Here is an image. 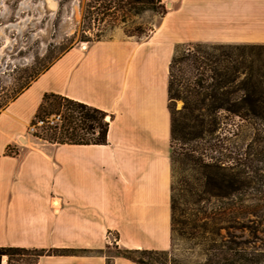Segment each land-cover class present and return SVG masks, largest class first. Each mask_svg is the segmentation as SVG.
Segmentation results:
<instances>
[{
	"label": "crops",
	"instance_id": "0c3cea01",
	"mask_svg": "<svg viewBox=\"0 0 264 264\" xmlns=\"http://www.w3.org/2000/svg\"><path fill=\"white\" fill-rule=\"evenodd\" d=\"M160 1L169 8L147 36L71 46L0 110V246L75 250L36 264H139L108 250L169 248L174 44H264V0ZM44 92L105 111L106 141L28 135Z\"/></svg>",
	"mask_w": 264,
	"mask_h": 264
},
{
	"label": "rangeland",
	"instance_id": "374dc122",
	"mask_svg": "<svg viewBox=\"0 0 264 264\" xmlns=\"http://www.w3.org/2000/svg\"><path fill=\"white\" fill-rule=\"evenodd\" d=\"M86 1L0 0V106L5 101L7 105L19 84L59 50L67 46L84 47L91 42L80 40V20ZM164 8L169 7L164 4ZM160 17L157 12L142 13L137 20L143 31L132 36H147L159 23ZM117 34L126 35L121 27H114L106 30L99 39L112 38ZM202 48L207 53L218 55L222 52L221 49ZM261 60H264V51ZM198 71L187 69L185 64H177L173 68V89L182 95L184 85L178 79L189 75L193 80ZM262 88L260 86L259 90ZM243 93L246 91L239 90L237 95ZM167 104L173 120L170 169L175 206L168 249H172L182 263L201 261L211 227L209 216L216 212V228L220 235H224L227 229L264 252V118L238 117L218 110L215 113L218 127L210 134L205 131L198 134L199 129L194 125L188 128V135L182 136V100L172 97ZM41 125L42 122L36 120L34 125H28L26 133L32 135ZM230 211L238 217L235 222L244 220L241 213H253L254 216L249 217L254 220V228L244 231L223 228L228 225L227 214ZM204 221L207 222L205 229L195 226ZM117 250L120 248L112 244L108 252ZM31 258L27 255L20 262L13 261V264L28 263ZM1 261H5V256ZM257 264H264V259Z\"/></svg>",
	"mask_w": 264,
	"mask_h": 264
},
{
	"label": "trees",
	"instance_id": "16d2710c",
	"mask_svg": "<svg viewBox=\"0 0 264 264\" xmlns=\"http://www.w3.org/2000/svg\"><path fill=\"white\" fill-rule=\"evenodd\" d=\"M157 12L162 16L166 9L160 0H88L80 20V40L95 41L103 33L114 27H121L128 36H138L143 31L138 17L146 12ZM67 46L45 64L35 68L28 77L19 84L12 101L20 92L28 87L40 73L45 71L63 52ZM202 47L221 49L220 54L205 52ZM257 49V51H254ZM264 44H210L204 42L176 43L168 65L167 97H178L182 100L181 126L182 136L188 135V128L196 126L198 134H210L218 127L215 113L224 110L238 117L264 118V60L261 54ZM200 53V55H198ZM252 56V57H251ZM254 56V57H253ZM255 61H257L255 63ZM177 64H185L187 69H199L198 75L191 80L189 75L181 77L178 82L184 85V93L173 89V68ZM257 74L258 77L254 78ZM193 83V86H192ZM195 86V87H194ZM260 86H263L259 90ZM239 90L246 93L237 95ZM6 101L0 106H6ZM203 108V112H195ZM263 108V109H262ZM107 113L99 108L87 105L58 93L44 92L41 95L28 125H34L40 120L42 125L32 135L50 143L74 144H102L106 141L108 127ZM170 136L173 132V120L170 115ZM233 175V174H232ZM233 179V176L230 179ZM174 197L170 187V230L172 231V216L174 211ZM244 220L235 222L238 218L231 211L227 214L228 225L223 228H234L239 231L254 228L252 213H241ZM249 214V215H246ZM235 218V219H234ZM217 213L209 216L210 230L204 257L195 263H182L174 255L172 249H120L117 252L139 264H257L264 259V252L252 247L248 240L239 239V235L230 233L225 229L220 235L216 228ZM207 222L195 224L205 229ZM170 231V239H171ZM65 249H28L23 247L0 246V264H13L20 262L24 256L32 258L28 263L36 264L41 255L60 253ZM84 251V250H82ZM5 256V261L1 257Z\"/></svg>",
	"mask_w": 264,
	"mask_h": 264
},
{
	"label": "built area",
	"instance_id": "2783aa9c",
	"mask_svg": "<svg viewBox=\"0 0 264 264\" xmlns=\"http://www.w3.org/2000/svg\"><path fill=\"white\" fill-rule=\"evenodd\" d=\"M106 241L110 243L115 242L114 238L110 234H106Z\"/></svg>",
	"mask_w": 264,
	"mask_h": 264
},
{
	"label": "bare ground",
	"instance_id": "6f19581e",
	"mask_svg": "<svg viewBox=\"0 0 264 264\" xmlns=\"http://www.w3.org/2000/svg\"><path fill=\"white\" fill-rule=\"evenodd\" d=\"M169 5V3L167 4V6ZM85 43V42H84ZM82 46V45H81ZM107 120V119H106ZM21 141H23V138L21 137V139H20Z\"/></svg>",
	"mask_w": 264,
	"mask_h": 264
},
{
	"label": "water",
	"instance_id": "95a60500",
	"mask_svg": "<svg viewBox=\"0 0 264 264\" xmlns=\"http://www.w3.org/2000/svg\"><path fill=\"white\" fill-rule=\"evenodd\" d=\"M168 2L165 3V5L167 6Z\"/></svg>",
	"mask_w": 264,
	"mask_h": 264
}]
</instances>
